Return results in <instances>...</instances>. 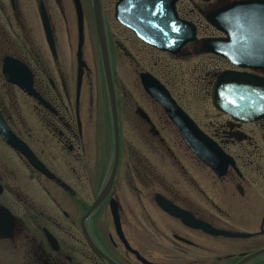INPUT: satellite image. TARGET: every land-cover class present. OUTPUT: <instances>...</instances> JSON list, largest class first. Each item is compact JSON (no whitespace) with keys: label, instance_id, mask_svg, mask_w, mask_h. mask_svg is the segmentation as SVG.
Masks as SVG:
<instances>
[{"label":"flooded vegetation","instance_id":"obj_1","mask_svg":"<svg viewBox=\"0 0 264 264\" xmlns=\"http://www.w3.org/2000/svg\"><path fill=\"white\" fill-rule=\"evenodd\" d=\"M70 1L75 20L68 19ZM80 1L81 24L75 0H0V121L35 159L9 144L0 131V264H110L93 250L87 233L116 264H145L125 243L148 264H264V119L244 123L219 111L190 115L171 86L170 65L162 59L210 57L211 72L204 81L211 85V95L217 77L226 71L264 78V0H175L178 19L193 24L197 36L177 54L142 41L118 21L116 7L123 0H99L119 115V157L111 185L113 120V143L100 146L95 156L84 134L82 115H102L83 111L86 92L94 86L87 55L99 52L106 87L107 82L95 6L89 10ZM106 2L113 3L112 17ZM69 29L75 43H63ZM208 39L229 40L233 59L201 52ZM68 55L70 83L64 60ZM122 56L135 85L142 72L153 74L232 158L223 175L191 151L144 88L147 104L135 100L127 89L132 82L119 72ZM5 68L24 84L31 83L48 106L9 81ZM125 100L135 105L134 111L123 114ZM103 115L112 117V112ZM121 115H134L129 127H123ZM105 192L84 228L83 217ZM158 196L184 211L185 219L162 208ZM192 217L221 233L192 226Z\"/></svg>","mask_w":264,"mask_h":264},{"label":"water","instance_id":"obj_2","mask_svg":"<svg viewBox=\"0 0 264 264\" xmlns=\"http://www.w3.org/2000/svg\"><path fill=\"white\" fill-rule=\"evenodd\" d=\"M75 4L81 24L83 21L81 1L75 0ZM94 6L97 21L99 23L98 28L102 47V58L111 105L116 145V160L110 180L111 185L116 174L119 157V115L109 56L102 36L99 0H94ZM245 6L248 7L250 5L246 4ZM248 9L249 8H245V11ZM261 9L262 24L264 25V6H262ZM115 16L118 21L122 22L126 27L134 31L138 38L142 41L161 50L173 52V54H177V52L180 51L185 44L193 42L197 39L195 26L189 22L180 21L178 19L175 12V0L172 1L171 5H168L167 3H160L158 0H123V2L116 7ZM208 21L215 24L211 16H208ZM223 30L228 32L226 29ZM229 42V40H204L201 52L215 53L233 59L232 53H230L228 48ZM79 57H81V54H79ZM13 74L14 72L5 68V75L9 81L25 88L31 95H34L42 101L43 104L48 106V104L35 93L31 83L24 84L17 75L15 77ZM140 79L145 92L155 102L163 107L166 114L174 123L182 139L191 151L195 153L207 166L218 172L219 175H223L228 168V165L233 163L232 158L228 156L214 140L201 130L191 116L173 98L168 88L158 78L150 72H142L140 74ZM79 81L81 82V75ZM211 98L212 104L216 110L230 115L235 121L248 123L264 119V78L262 77L244 72H223L217 77L213 84ZM137 112L142 116L147 117L146 113L140 108ZM0 131L4 139L9 144L17 149H20L32 162L35 163L34 156H32L27 148L21 146L16 141L10 131L4 126L2 121H0ZM105 193L98 199L96 204L86 214V216L83 217V226L85 219H87L93 210L98 206L103 196L105 197L107 195V193ZM158 201L162 208L179 218L185 219L184 211L170 204L161 196H158ZM112 205L113 216L117 223V208L114 202H112ZM190 224L196 228H204L209 233H221L214 231V229L206 223L195 221L193 217ZM87 236L93 250L98 255L110 264H116L97 249L92 240H90L88 233ZM125 245L126 248L136 254L140 260H142L145 264H148L145 259L140 257L137 251L133 250L127 243H125Z\"/></svg>","mask_w":264,"mask_h":264},{"label":"rangeland","instance_id":"obj_3","mask_svg":"<svg viewBox=\"0 0 264 264\" xmlns=\"http://www.w3.org/2000/svg\"><path fill=\"white\" fill-rule=\"evenodd\" d=\"M26 1V0H25ZM29 1V0H27ZM34 2L35 0H31ZM93 0H84L86 3V7L89 10L92 9V4L94 6ZM88 3V5H87ZM72 3L70 1V5L68 7V19L70 16L73 20L76 19L75 11H73ZM105 9L108 12L109 17L113 15V3H105ZM93 16V13L91 12ZM90 16V12L88 13ZM70 20V19H69ZM66 34V33H65ZM64 36V34H62ZM69 39L64 38L63 43H67V41L74 42L76 41V37L70 39V29H69ZM72 38V37H71ZM75 40V41H74ZM62 42V40H61ZM92 45L94 41L90 42ZM95 44L98 46L97 39H95ZM91 45V47H92ZM94 47V46H93ZM92 47V48H93ZM87 61L90 64L92 69V80L94 81V86L92 87V92H86V98L84 101L83 111L89 113H101L102 115H82L84 119V128H85V139L88 145V148L92 150L93 155L97 153V150L100 146H103L105 143H113V129H112V117L111 115H103L104 113H109L111 111L109 105V98L107 87L105 85L103 70L101 66V56L99 52L97 54H89L87 55ZM163 60L168 61L170 65V83L172 88H174L177 96L181 97V101L186 108V110L190 113V115H216L217 110L214 108L211 101V85L208 83L205 84L204 77L208 72H211V63L212 59L208 56H191L184 59H176L175 57H162ZM67 61L66 67V75L69 79L70 83V55L64 58ZM129 62L127 59L122 56L120 58L118 68L119 72L124 79L127 77L128 81H131L130 76V68ZM145 66V64H143ZM144 69H150L148 65L145 66ZM152 71V70H151ZM153 72V71H152ZM122 79V78H121ZM200 80V81H199ZM132 82V81H131ZM207 82V81H206ZM129 92L133 94L135 100L146 103V98L144 97V90L140 83V79L138 83L135 85L128 83ZM122 90V89H121ZM123 91V90H122ZM90 96H89V94ZM18 96V102L21 103V100ZM126 105L123 110V114L127 112H132L135 109L134 104H130L129 101L125 100ZM30 112H34L33 105L30 106ZM123 120V127H129L128 120L133 119L134 115H121ZM198 118V117H197ZM128 124V125H127ZM96 157H94L95 159ZM98 161V159H97Z\"/></svg>","mask_w":264,"mask_h":264},{"label":"trees","instance_id":"obj_4","mask_svg":"<svg viewBox=\"0 0 264 264\" xmlns=\"http://www.w3.org/2000/svg\"><path fill=\"white\" fill-rule=\"evenodd\" d=\"M156 71H157V69H156ZM154 73H155L156 75L158 74L157 72H155V70H154ZM208 73H209V72H208ZM157 76H160V78H161L162 80H164V81L167 80V77L163 76L162 73H161L160 75L158 74Z\"/></svg>","mask_w":264,"mask_h":264},{"label":"snow or ice","instance_id":"obj_5","mask_svg":"<svg viewBox=\"0 0 264 264\" xmlns=\"http://www.w3.org/2000/svg\"><path fill=\"white\" fill-rule=\"evenodd\" d=\"M3 225V220H2V218H0V226H2Z\"/></svg>","mask_w":264,"mask_h":264}]
</instances>
